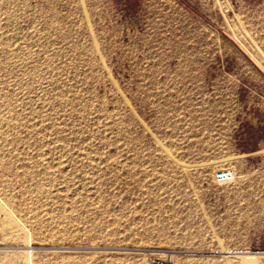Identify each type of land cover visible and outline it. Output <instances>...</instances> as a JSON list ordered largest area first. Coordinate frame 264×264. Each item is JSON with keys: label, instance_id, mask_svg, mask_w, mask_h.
<instances>
[{"label": "rangeland", "instance_id": "374dc122", "mask_svg": "<svg viewBox=\"0 0 264 264\" xmlns=\"http://www.w3.org/2000/svg\"><path fill=\"white\" fill-rule=\"evenodd\" d=\"M244 180L264 0H0V264H264Z\"/></svg>", "mask_w": 264, "mask_h": 264}, {"label": "crops", "instance_id": "0c3cea01", "mask_svg": "<svg viewBox=\"0 0 264 264\" xmlns=\"http://www.w3.org/2000/svg\"><path fill=\"white\" fill-rule=\"evenodd\" d=\"M244 183L247 188L244 194L247 197L251 212L256 210L259 200H262L264 205V192L258 190L255 180H244ZM230 227H232L231 232L229 231ZM226 229L227 233L236 234L235 240L233 239L231 242V248L227 247V251L245 254L244 251L262 250L264 244L262 237L264 235V210L263 214H243V217L237 218L235 226H230L228 222ZM224 233L225 230H222V234ZM229 244L228 246H230Z\"/></svg>", "mask_w": 264, "mask_h": 264}, {"label": "built area", "instance_id": "2783aa9c", "mask_svg": "<svg viewBox=\"0 0 264 264\" xmlns=\"http://www.w3.org/2000/svg\"><path fill=\"white\" fill-rule=\"evenodd\" d=\"M222 177H224L222 179ZM235 179L234 172L231 170H224L216 176V180L219 184H229Z\"/></svg>", "mask_w": 264, "mask_h": 264}, {"label": "bare ground", "instance_id": "6f19581e", "mask_svg": "<svg viewBox=\"0 0 264 264\" xmlns=\"http://www.w3.org/2000/svg\"><path fill=\"white\" fill-rule=\"evenodd\" d=\"M235 175V173H234ZM224 177H222L223 179ZM235 180H236V176H235ZM8 215V214H7ZM9 216V215H8ZM10 217V216H9ZM12 220V219H11ZM11 224V223H10ZM13 226V225H12ZM12 229V228H11ZM263 254V255H262ZM257 255L261 256V257H264V252H260V253H257Z\"/></svg>", "mask_w": 264, "mask_h": 264}]
</instances>
